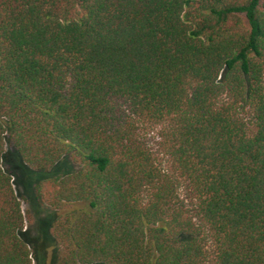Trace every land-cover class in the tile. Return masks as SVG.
Here are the masks:
<instances>
[{
  "label": "trees",
  "instance_id": "16d2710c",
  "mask_svg": "<svg viewBox=\"0 0 264 264\" xmlns=\"http://www.w3.org/2000/svg\"><path fill=\"white\" fill-rule=\"evenodd\" d=\"M7 140L78 167L33 185L56 264H264V0H0V264H33Z\"/></svg>",
  "mask_w": 264,
  "mask_h": 264
},
{
  "label": "rangeland",
  "instance_id": "374dc122",
  "mask_svg": "<svg viewBox=\"0 0 264 264\" xmlns=\"http://www.w3.org/2000/svg\"><path fill=\"white\" fill-rule=\"evenodd\" d=\"M2 166L4 170L14 173V187L25 217L24 229L29 231L27 238L31 237L37 244L36 248H32V254L36 255L32 257V263L56 264L59 247L51 235V228L60 215L72 212L69 209L57 212L46 207L35 197L33 185L48 178L73 174L78 167L68 157H63L49 171L38 172L39 174L30 172L8 140L2 156Z\"/></svg>",
  "mask_w": 264,
  "mask_h": 264
}]
</instances>
